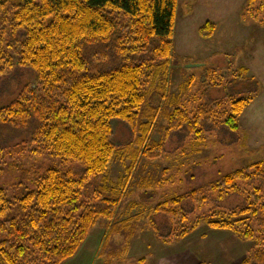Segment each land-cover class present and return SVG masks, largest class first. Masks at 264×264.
<instances>
[{
	"label": "trees",
	"instance_id": "16d2710c",
	"mask_svg": "<svg viewBox=\"0 0 264 264\" xmlns=\"http://www.w3.org/2000/svg\"><path fill=\"white\" fill-rule=\"evenodd\" d=\"M177 7L178 0H0V71L25 69L35 79L0 107V130L29 131L27 141L12 148L0 145V161L12 154L53 160L35 172L15 201L0 187L2 264L65 263L100 219H117L140 160L161 158L172 134L185 132L204 142L207 125L239 129L257 91L246 98L213 101L193 114L178 105L191 81L182 83L178 95L167 94ZM263 12L264 0H247L243 16L264 24ZM199 32L212 37L216 24L207 22ZM248 75L242 68L237 77ZM159 120L167 125L163 138L154 141ZM114 121L130 127L132 142L115 144ZM114 161L123 166L116 181L109 171ZM96 177L99 203L83 202ZM151 185L152 180L145 181L146 189ZM209 193L216 195L215 201L238 194L246 204L230 210L211 207L191 221L196 209L189 213L184 203L201 210ZM152 212L178 226L170 229L165 243L187 238L206 223L253 242L242 264H264V161L169 197ZM133 221L114 224L106 239L129 232Z\"/></svg>",
	"mask_w": 264,
	"mask_h": 264
},
{
	"label": "rangeland",
	"instance_id": "374dc122",
	"mask_svg": "<svg viewBox=\"0 0 264 264\" xmlns=\"http://www.w3.org/2000/svg\"><path fill=\"white\" fill-rule=\"evenodd\" d=\"M246 1L178 0L174 57L166 87L169 96L178 95L182 83L191 81L178 104L190 114L213 101L246 98L257 91L256 99L240 117L239 129L207 125L210 129L204 133V142L194 141L185 132L172 134L161 158L152 162L140 160L130 181L131 193L122 202L117 219L113 223L100 219L77 254L63 264H160L162 257L189 253L200 264H239L248 255L252 241L231 231L212 229L206 223L187 238L165 243L170 229L178 226L162 215L152 214L169 197L205 188L225 175L264 161V24L243 16ZM261 17L264 18V12ZM207 22L216 24L212 37H202L199 32ZM242 68L248 69V76L254 80L247 76L238 78ZM34 80L29 70H1L0 107L16 99ZM166 125L164 120L158 121L152 140L163 138ZM0 131V145L4 147L12 148L29 139V131ZM112 139L116 145H125L133 141L134 134L126 123L114 121ZM51 161L49 156L12 154L0 161L3 169L0 187L7 189L15 201L25 194L24 188L31 185L30 178L35 172L49 167ZM109 171L116 181L123 174V166L114 161ZM149 180L152 185L146 189L145 181ZM99 181L100 177L92 180L83 194V202L99 203L94 193ZM208 198L201 210L190 202L184 203L189 213L196 209L191 221L211 207L230 210L246 204L245 198L238 194H229L222 201L213 200L217 198L215 194L209 193ZM134 204L136 208L132 209ZM125 219L134 220L130 231L107 240L113 225Z\"/></svg>",
	"mask_w": 264,
	"mask_h": 264
},
{
	"label": "crops",
	"instance_id": "0c3cea01",
	"mask_svg": "<svg viewBox=\"0 0 264 264\" xmlns=\"http://www.w3.org/2000/svg\"><path fill=\"white\" fill-rule=\"evenodd\" d=\"M160 264H200L192 253L179 257H162ZM243 259L239 264H242Z\"/></svg>",
	"mask_w": 264,
	"mask_h": 264
}]
</instances>
